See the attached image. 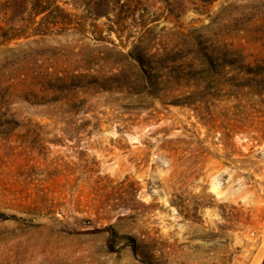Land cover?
Segmentation results:
<instances>
[{
    "label": "rangeland",
    "instance_id": "374dc122",
    "mask_svg": "<svg viewBox=\"0 0 264 264\" xmlns=\"http://www.w3.org/2000/svg\"><path fill=\"white\" fill-rule=\"evenodd\" d=\"M264 227V0H0V264H247Z\"/></svg>",
    "mask_w": 264,
    "mask_h": 264
},
{
    "label": "crops",
    "instance_id": "0c3cea01",
    "mask_svg": "<svg viewBox=\"0 0 264 264\" xmlns=\"http://www.w3.org/2000/svg\"><path fill=\"white\" fill-rule=\"evenodd\" d=\"M253 238L255 244L247 251V264H264V227Z\"/></svg>",
    "mask_w": 264,
    "mask_h": 264
}]
</instances>
